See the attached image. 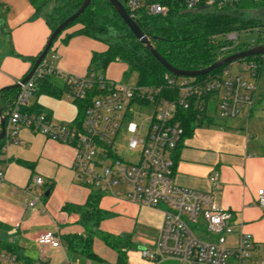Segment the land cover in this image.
Masks as SVG:
<instances>
[{"label": "crops", "instance_id": "0c3cea01", "mask_svg": "<svg viewBox=\"0 0 264 264\" xmlns=\"http://www.w3.org/2000/svg\"><path fill=\"white\" fill-rule=\"evenodd\" d=\"M41 10L35 11L27 0H0V90L20 81L29 72L32 59L41 52L50 34L44 19L46 12ZM104 48L98 40L82 35L71 36L66 41L60 36L51 44L46 63L60 76L83 78L91 54ZM115 64H120V70H115ZM125 68V64L113 62L101 76L123 82ZM32 105L52 124L71 129L77 125L76 108L65 93L51 97L33 92L24 106ZM254 108L255 105L251 110H243L234 119H221L214 113L213 105L210 106L208 116L213 120L212 125L203 126L209 127L212 138L205 142L193 135L183 139L176 150L172 170L174 184L211 192L217 206L232 214L234 232L226 237L225 246L234 248L240 234L249 236L252 246L247 264L264 261V211L256 202L258 190H264V133L261 134L264 125L259 127ZM3 153L6 163L0 183V246L31 262L38 257L34 243L38 234L51 232L62 245L65 236L83 235L78 215L62 209L65 205H84L90 193L70 170L72 147L20 126L15 140L6 143ZM214 172L218 174V183L211 185L209 177ZM32 177H40L43 183L26 190ZM34 196L38 200L33 203ZM98 207L106 217L96 231L127 237L132 243L125 264H178L173 260L153 263L139 256L141 248L156 240L163 207H141L111 194H102ZM99 242L98 238L91 242L98 262L69 254L62 248H45L43 254L47 264H61L65 257L79 264H114L115 253L101 242L110 252L102 249Z\"/></svg>", "mask_w": 264, "mask_h": 264}, {"label": "built area", "instance_id": "2783aa9c", "mask_svg": "<svg viewBox=\"0 0 264 264\" xmlns=\"http://www.w3.org/2000/svg\"><path fill=\"white\" fill-rule=\"evenodd\" d=\"M123 1L131 19L140 11L146 15H161L165 11L164 6L152 0ZM174 1L185 10L197 11L221 9L240 0ZM262 33L264 36V26ZM224 37L218 60L234 54L231 51L239 45L237 32ZM45 59L46 56L26 82L15 83L19 88L5 118L0 147V183L6 163L5 145L15 140L20 126L26 127L72 147L70 170L75 180L90 192L121 196L149 209L163 207L156 240L139 250L141 259L153 263L173 260L178 264H247L252 246L249 236L240 234L234 248L225 246L226 237L234 232L232 214L217 206L211 192L184 189L174 184L172 170L173 153L183 133L178 112L192 110L200 118L203 112L210 115L213 105L219 118L234 119L243 110H251L258 79L256 64L245 58L225 65L221 72L203 80L165 76L163 87H146L112 81L92 72L83 78L60 76ZM42 75L63 77L68 85L66 96L71 101L85 99L95 80L97 94L90 99L74 129L52 124L42 113L21 111L34 92L36 79ZM147 107L149 113H143ZM141 115V120L136 121ZM122 128L125 152L136 153L133 163L118 155L122 146L117 139ZM209 182L218 183L216 172L209 177ZM42 183L40 177H32L25 189L39 187ZM37 200L34 196L33 203ZM256 202L264 211L263 189L258 190ZM34 243L38 248L34 261L25 262L15 253L0 248V264H47L45 248L67 251L58 236L51 232L38 234ZM61 264L79 263L65 257Z\"/></svg>", "mask_w": 264, "mask_h": 264}, {"label": "trees", "instance_id": "16d2710c", "mask_svg": "<svg viewBox=\"0 0 264 264\" xmlns=\"http://www.w3.org/2000/svg\"><path fill=\"white\" fill-rule=\"evenodd\" d=\"M35 11L41 10L48 2L55 3L46 12L44 19L50 27V33L54 27L71 15L80 5L82 0H27ZM125 9L124 1L117 0ZM164 6L165 11L161 15H146L138 12L132 20L139 31L149 40L156 53L171 67L183 71H198L218 61L221 53L219 49L224 42L219 37L231 32L251 30L264 25V0H240L238 3L215 10L188 11L174 0H152ZM259 10L260 17H250L251 11ZM127 14L129 13L126 9ZM130 14V13H129ZM123 29L125 34L121 37L116 30ZM69 31V32H67ZM112 31L114 36H104ZM82 35L101 41L105 48L100 52L91 54L87 73L101 76L97 71L103 72L108 64L120 62L126 68L122 74V81H126L130 75L135 76V84L146 87H163L166 83L165 76L178 78L167 73L162 66L144 49V47L130 34L124 24L118 18L110 4L106 0H90L89 5L82 13L64 28L54 39L63 36V41L71 36ZM53 41V42H54ZM52 42V43H53ZM259 44V43H258ZM250 46L238 45L231 53L247 50ZM230 53V51L228 52ZM39 53L32 59L37 58ZM246 61L256 64V76L259 77L264 69V55L248 57ZM218 67L206 75L194 77L203 80L223 70ZM68 85L64 79H58L54 75H42L35 81L34 92L43 93L51 97H59L67 93ZM18 89L11 86L0 90V113L7 115L11 103ZM97 94V85L92 81L87 96L83 100H72L76 108L75 121L78 124L85 107L90 99ZM26 113L37 114L34 105L21 108ZM178 119L183 133L181 141L193 135L196 128L203 125H212L213 120L203 112L200 118L192 110L178 112ZM180 141V142H181ZM2 140L0 141V143ZM177 145L173 160L176 158ZM102 194L91 191L82 206L65 205L64 211H72L78 215V223L83 228V235H68L63 238V244L69 254L84 258L88 261L98 262L91 250L93 238H98L105 246L115 253L114 264H125L126 252L132 248L129 239L118 238L102 234L96 231L106 213L99 209L98 203ZM2 249L12 252L6 246Z\"/></svg>", "mask_w": 264, "mask_h": 264}, {"label": "water", "instance_id": "95a60500", "mask_svg": "<svg viewBox=\"0 0 264 264\" xmlns=\"http://www.w3.org/2000/svg\"><path fill=\"white\" fill-rule=\"evenodd\" d=\"M114 12L117 14L118 18L121 20V22L124 24L126 29L130 32V34L144 47L146 51L162 66V68L169 73L172 76L175 77H184V78H193L201 75H206L212 70L227 65L229 63L242 60L248 57L258 56V55H264V45H255L253 47H250L247 50L228 55L212 65L198 70V71H183L178 70L173 67H171L167 62H165L153 49L151 46L149 40L139 31L138 27L134 23V21L131 19V17L127 14L123 6L117 1V0H106ZM90 0H82L79 7L68 17H66L64 20H62L60 23H58L54 29L49 34L41 52L37 56L36 59H34L31 68L29 72L19 81V84H23L26 82L33 74L34 70L37 68L39 63L43 60V58L46 56L47 52L49 51L52 42L57 37V35L66 28L73 20H75L82 11L89 5ZM15 88H19L18 84L13 85ZM6 115H2L0 113V141L4 137V122H5Z\"/></svg>", "mask_w": 264, "mask_h": 264}, {"label": "rangeland", "instance_id": "374dc122", "mask_svg": "<svg viewBox=\"0 0 264 264\" xmlns=\"http://www.w3.org/2000/svg\"><path fill=\"white\" fill-rule=\"evenodd\" d=\"M54 1L48 2L43 9L41 10L42 12H47L50 7L54 4ZM250 17L252 18H259L260 13L259 10L256 11H251L249 13ZM263 22H264V17L262 18ZM264 26V25H263ZM257 27L251 30H246V31H240L238 32V44L242 45V46H251V45H255V44H263L264 43V36L262 33V27ZM117 33L123 37L125 32L123 29H118L116 30ZM108 36H114L112 31H108L107 34H105L104 36H101L103 39H105L106 37L108 38ZM219 41L224 42L225 41V37L221 36L219 37ZM101 42V41H99ZM102 43V42H101ZM103 44V43H102ZM47 61V58L45 59ZM115 70L118 71L120 70L121 66L120 64H115L114 66ZM98 74H103V72L101 71H97ZM184 78V77H183ZM124 83L127 84H133L135 83V76L134 75H130L128 77V79L126 81H124ZM255 108H254V115L257 114L259 117V127H261L262 125H264V69L263 72L261 73V75L259 76V78L256 80V92H255ZM150 111V108L147 107L143 113L148 114ZM143 115H141V117H138L136 119V121H140ZM240 118V116L238 117ZM211 132L209 131V127L207 126H202L199 128H196L193 132V136L196 137L197 139H199L201 142H205L207 140H209L210 138H212V134H210ZM264 131H261V134L263 135ZM123 134H125L124 132V128L121 129V133L117 139V142L120 146H122V148L120 150H118V155L120 156V158H122L124 161H128L130 163H133L136 161V153H127L125 152L124 149V145H125V140L123 139ZM100 246L102 249L106 250L107 252H110L101 242ZM34 255V254H33Z\"/></svg>", "mask_w": 264, "mask_h": 264}]
</instances>
